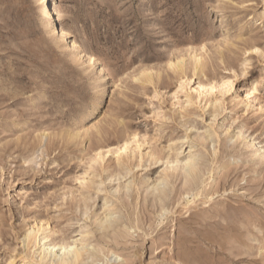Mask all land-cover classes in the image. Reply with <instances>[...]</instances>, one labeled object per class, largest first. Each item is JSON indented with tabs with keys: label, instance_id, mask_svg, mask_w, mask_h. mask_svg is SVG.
Masks as SVG:
<instances>
[{
	"label": "rangeland",
	"instance_id": "1",
	"mask_svg": "<svg viewBox=\"0 0 264 264\" xmlns=\"http://www.w3.org/2000/svg\"><path fill=\"white\" fill-rule=\"evenodd\" d=\"M55 1L108 76L0 0V264H264V0Z\"/></svg>",
	"mask_w": 264,
	"mask_h": 264
},
{
	"label": "bare ground",
	"instance_id": "2",
	"mask_svg": "<svg viewBox=\"0 0 264 264\" xmlns=\"http://www.w3.org/2000/svg\"><path fill=\"white\" fill-rule=\"evenodd\" d=\"M43 4H44L43 12L45 14V17L43 18L42 25L48 29L47 30L48 33L52 36H56V38L58 37L60 41L66 42L70 50H77L78 54H80L83 58H85L86 61L90 65L97 66V70L99 74L102 75L103 80L107 79V76H108L107 67L102 63L98 64V60L94 55H90L84 52L83 49H80V47L77 45V42L75 40L69 41L68 40L69 31L67 28H65L62 25L58 26L53 23V21L55 20V15H57V12H58V4L56 3V1L55 0H43ZM192 58L195 62L194 68L195 70H198L199 65L202 64L201 63L202 59H200L196 55H194ZM179 69L183 71L185 70V66L183 62L179 63ZM232 83L233 82L228 79V80H223L221 84L223 87H231ZM101 154H102V150L98 151V155H101ZM192 155L193 156L187 159L183 164H184V169L186 171L187 179L188 177H190L193 180V178H195V176L197 175L199 171L197 169V165L194 159V157H196V154L192 153ZM176 160L177 162L179 161L178 158ZM174 161L175 160H173V162ZM169 162H172V161H169ZM160 185H165V184L162 183ZM160 190H161L160 192H164L163 188H161ZM109 221L111 220L107 218V226L110 225V223H108ZM27 238L29 239V242H32L33 234L31 232L28 233ZM43 238L45 237H42V240ZM60 251L61 252H57V254H55V256L59 258L55 260L52 264H86L84 260H85L86 255L89 254L88 252L90 250L88 249V245H83L81 247H78V246L75 247V246H70L69 243L67 242H62ZM92 255L94 256V254Z\"/></svg>",
	"mask_w": 264,
	"mask_h": 264
}]
</instances>
